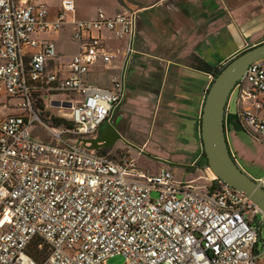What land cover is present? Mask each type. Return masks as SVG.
Here are the masks:
<instances>
[{
	"label": "built area",
	"instance_id": "1",
	"mask_svg": "<svg viewBox=\"0 0 264 264\" xmlns=\"http://www.w3.org/2000/svg\"><path fill=\"white\" fill-rule=\"evenodd\" d=\"M75 12L74 0L54 18L47 0H0V94L17 101V112L0 119V264H108L115 256L124 264H263L264 214L249 197L216 178L178 180L168 167L152 174L129 150L103 156L85 143L123 103L139 17ZM66 31L77 52L52 69L59 52L50 36ZM121 59L109 88L88 81L97 66L118 69ZM236 89L237 122L264 143V59ZM57 95L71 107L54 106ZM41 101L69 125L45 120ZM35 126L50 139L36 137Z\"/></svg>",
	"mask_w": 264,
	"mask_h": 264
},
{
	"label": "rangeland",
	"instance_id": "2",
	"mask_svg": "<svg viewBox=\"0 0 264 264\" xmlns=\"http://www.w3.org/2000/svg\"><path fill=\"white\" fill-rule=\"evenodd\" d=\"M56 1L61 4L63 0ZM74 1L76 3L74 16L82 19H90L99 9H103L107 13H113L114 7H117V10H119L117 12L124 11L129 8L128 5L134 2L133 0ZM210 1L209 3H212V5L207 6V11L211 12V15L204 18L203 21L199 18L198 24L199 33L204 36L205 30L213 22V36L208 39L206 47L208 49L205 50L206 52H199L206 62L218 66L220 61L232 59L237 49L244 42L251 45L264 39V0ZM157 11L158 9L153 11L152 14ZM204 11L200 7L195 10L199 15ZM69 16L72 17L73 14ZM223 26L228 29H223ZM62 36L58 45L60 50L65 52L64 59L67 60L76 52L77 46L72 41L69 31H66ZM262 43L264 41L260 44ZM249 48L251 46L247 49ZM141 59V54L134 52L132 59L127 64L125 96L120 108L118 107L127 111L128 118L124 120L123 129L128 138L127 141L132 147V155L137 157L141 168L152 174L160 168L168 167L174 171L178 180H197L198 183L207 184L208 181L205 178H214V176L203 167L200 128L196 129L195 121H189L185 118L187 106L183 103L179 102L170 104V107L167 108L163 107V102L160 103L157 99L159 85L153 79L158 75L144 71ZM191 59L193 61L192 57ZM102 67L106 70L104 66ZM116 69H110L109 72L106 70L102 73H90L87 79L94 85L109 88ZM192 74L200 92L203 89L205 90L204 87L208 88L210 83L208 75L206 76L201 72H193ZM66 99L64 95H57L51 98V101ZM239 100L240 90L236 89L229 103L228 118L230 120L227 118V126L232 128L233 138L242 153L239 150L232 152L236 155L242 167L257 180L258 177L264 176V143L248 135L237 122ZM16 103V100H9L6 95L0 94V119L16 113L17 110L13 108ZM249 105L247 103L246 108H249ZM50 110V114H59L58 109L50 108ZM198 110L200 115L201 108H198ZM117 111L118 109L115 112ZM32 131L41 140L50 139V136L40 126L33 127ZM233 138L231 137V141H233ZM124 148H128V146ZM140 149L143 150L141 155ZM153 197H157V194L154 193ZM261 232L262 240L259 247L260 250H264V228ZM263 258L264 254L260 259ZM124 262V257L115 256L108 261V264H124Z\"/></svg>",
	"mask_w": 264,
	"mask_h": 264
},
{
	"label": "crops",
	"instance_id": "3",
	"mask_svg": "<svg viewBox=\"0 0 264 264\" xmlns=\"http://www.w3.org/2000/svg\"><path fill=\"white\" fill-rule=\"evenodd\" d=\"M133 1L135 3L133 2V4L128 5L129 8L126 10L138 13L139 25L136 34L134 52L140 53L142 56V69L147 71L149 74L152 73L154 75H158V77H154L153 79L156 80L159 85L157 99L160 103L163 102V107L167 108L170 107V104L179 102L183 103L187 106L185 118L189 121H195V128L197 129L200 118L198 108H202L207 87H204L205 90L203 89L201 92L198 90L196 80L192 77V73L200 71L192 67L190 58L193 55H199L201 57L199 52H206L208 49L206 48L208 45V39L210 36H213V22L209 25L210 27L205 30L204 36L199 33L198 24L199 18L203 21L204 18H208V16L211 15V12L207 11V6H211L212 3H209L210 0ZM47 2L50 7L51 17L54 18L61 9L62 3L59 4L56 0H47ZM199 7L202 10H205L204 12H201L200 15L195 12V10ZM114 8V12L108 13L109 15H114L117 11H119L117 10V7ZM156 9H158V11L152 14V12ZM95 16L96 13L90 18H94ZM224 28L226 30L228 29L223 26V29ZM64 33L66 32L50 36L51 39L56 41L59 52L58 58L50 62L52 69L66 67L72 59V56L77 52L76 50V52H74L69 59H64L66 54L60 50V46L58 45L59 40L63 37L62 35ZM107 36L109 37L110 35L107 34ZM111 40L112 39H109V43L112 44V46H123V43ZM263 41L264 39L259 42L257 41L256 43H252L251 45L248 42H244V44L237 49L234 56L238 55V53H241L242 51H245L249 46H256ZM225 62H227V60L220 61L218 66ZM122 64L123 59L119 61V64L117 65L118 69L114 68L116 69L115 74L119 72V68L122 67ZM103 71L106 72L100 64V66L93 69L92 73H102ZM201 73L207 76L206 73ZM171 92L173 93L169 94ZM118 107L120 108V105ZM118 107L117 109H119ZM121 111L127 112L123 108H121ZM226 130L231 151L235 152V150H239L242 153L240 147L236 144L233 138L234 133L232 128L227 126V122ZM196 133L198 134V132ZM123 135L127 140L128 138L126 137L125 131L123 132ZM231 137L233 138V141H231ZM126 146H128V148H124ZM118 149H125L130 152L132 151V147L130 145L120 143L118 146L110 150L109 153H115ZM258 179H264V176L258 177ZM261 262L264 264V258Z\"/></svg>",
	"mask_w": 264,
	"mask_h": 264
},
{
	"label": "water",
	"instance_id": "4",
	"mask_svg": "<svg viewBox=\"0 0 264 264\" xmlns=\"http://www.w3.org/2000/svg\"><path fill=\"white\" fill-rule=\"evenodd\" d=\"M264 59V43L253 46L228 60L206 90L200 114V139L206 164L217 180L249 197L264 214V179H254L231 151L226 117L234 89L249 66ZM54 106L71 107L55 101ZM119 142L129 144L113 124L93 139L85 140L91 150L106 156ZM192 167V166H188Z\"/></svg>",
	"mask_w": 264,
	"mask_h": 264
},
{
	"label": "trees",
	"instance_id": "5",
	"mask_svg": "<svg viewBox=\"0 0 264 264\" xmlns=\"http://www.w3.org/2000/svg\"><path fill=\"white\" fill-rule=\"evenodd\" d=\"M192 58H193V61L191 59L192 67L195 68L196 70L200 71V72L206 73L207 75L216 76L223 66V65L213 66V65L209 64L208 62H206L199 55H193ZM37 107L40 111H42V116L45 120H49V122H52L55 125H69V123L66 122L65 120L56 117V115L50 114L49 111H51V110L48 108L46 109V106L44 105V103L42 101L40 103H38ZM51 109H56V108H51ZM228 119L230 120V118H228ZM198 125H199L198 127L200 128V118H199ZM244 131L247 134L249 133L248 135H252V133L250 131H248L246 129ZM202 159H203L204 165H205L206 159H205L204 153H202ZM32 254L38 259L39 256H38V252L36 250H32Z\"/></svg>",
	"mask_w": 264,
	"mask_h": 264
},
{
	"label": "flooded vegetation",
	"instance_id": "6",
	"mask_svg": "<svg viewBox=\"0 0 264 264\" xmlns=\"http://www.w3.org/2000/svg\"><path fill=\"white\" fill-rule=\"evenodd\" d=\"M127 118H128L127 112H123V111H121V109H118V111L115 112V114H113L112 118L100 128L99 132L97 133V136L102 131H104L109 124H113L117 128V130L123 135V132H124L123 124L125 122L124 120ZM123 137H124V135H123ZM120 143H124V142H119L118 144H120ZM234 156L236 157V155H234Z\"/></svg>",
	"mask_w": 264,
	"mask_h": 264
},
{
	"label": "bare ground",
	"instance_id": "7",
	"mask_svg": "<svg viewBox=\"0 0 264 264\" xmlns=\"http://www.w3.org/2000/svg\"><path fill=\"white\" fill-rule=\"evenodd\" d=\"M214 176V175H213ZM214 178H216L215 176H214Z\"/></svg>",
	"mask_w": 264,
	"mask_h": 264
}]
</instances>
